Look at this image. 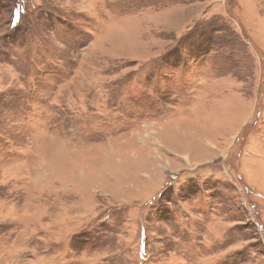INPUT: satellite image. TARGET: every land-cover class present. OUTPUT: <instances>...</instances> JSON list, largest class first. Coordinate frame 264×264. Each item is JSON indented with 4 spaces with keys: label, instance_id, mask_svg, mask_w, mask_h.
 <instances>
[{
    "label": "rangeland",
    "instance_id": "obj_1",
    "mask_svg": "<svg viewBox=\"0 0 264 264\" xmlns=\"http://www.w3.org/2000/svg\"><path fill=\"white\" fill-rule=\"evenodd\" d=\"M26 2L0 0V264H264V0Z\"/></svg>",
    "mask_w": 264,
    "mask_h": 264
},
{
    "label": "trees",
    "instance_id": "obj_2",
    "mask_svg": "<svg viewBox=\"0 0 264 264\" xmlns=\"http://www.w3.org/2000/svg\"><path fill=\"white\" fill-rule=\"evenodd\" d=\"M17 2V3H16ZM15 6H14V8H13V11H14V9H15V7L16 8H19L20 9V11H25L26 12V9H27V5H28V2H26L25 4H21V3H18V0H15ZM12 11V12H13ZM14 12H16V11H14ZM22 19V18H21ZM18 21V20H17ZM17 21L15 22V23H17Z\"/></svg>",
    "mask_w": 264,
    "mask_h": 264
},
{
    "label": "bare ground",
    "instance_id": "obj_3",
    "mask_svg": "<svg viewBox=\"0 0 264 264\" xmlns=\"http://www.w3.org/2000/svg\"><path fill=\"white\" fill-rule=\"evenodd\" d=\"M153 143H154V142H153ZM154 145H155V144H154ZM158 156H159V155H158ZM157 158H158V157H157ZM157 158H156V159H157ZM161 158H162V157H161Z\"/></svg>",
    "mask_w": 264,
    "mask_h": 264
}]
</instances>
